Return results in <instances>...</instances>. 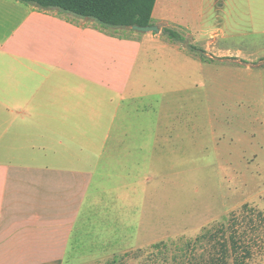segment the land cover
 <instances>
[{"label": "crops", "instance_id": "1", "mask_svg": "<svg viewBox=\"0 0 264 264\" xmlns=\"http://www.w3.org/2000/svg\"><path fill=\"white\" fill-rule=\"evenodd\" d=\"M193 1L156 0L161 31L140 32L0 0V264L73 263L112 193L162 173L177 139L174 95L190 90L161 74L162 61L196 57L189 32L175 41L162 30L191 29Z\"/></svg>", "mask_w": 264, "mask_h": 264}, {"label": "rangeland", "instance_id": "2", "mask_svg": "<svg viewBox=\"0 0 264 264\" xmlns=\"http://www.w3.org/2000/svg\"><path fill=\"white\" fill-rule=\"evenodd\" d=\"M187 4L195 60L160 70L190 89L162 173L112 193L71 264H264V0Z\"/></svg>", "mask_w": 264, "mask_h": 264}, {"label": "trees", "instance_id": "3", "mask_svg": "<svg viewBox=\"0 0 264 264\" xmlns=\"http://www.w3.org/2000/svg\"><path fill=\"white\" fill-rule=\"evenodd\" d=\"M36 3L49 9L74 13L82 17L93 18L103 25L114 27L148 26L155 24L153 10L156 0H21ZM162 32L170 39L184 41L177 29L164 27ZM225 225V224H222ZM223 229V228H221ZM219 231V230H218Z\"/></svg>", "mask_w": 264, "mask_h": 264}, {"label": "water", "instance_id": "4", "mask_svg": "<svg viewBox=\"0 0 264 264\" xmlns=\"http://www.w3.org/2000/svg\"><path fill=\"white\" fill-rule=\"evenodd\" d=\"M133 28L135 30L140 31V32H160L161 31L160 26H158L156 24L148 25V26L134 25Z\"/></svg>", "mask_w": 264, "mask_h": 264}]
</instances>
